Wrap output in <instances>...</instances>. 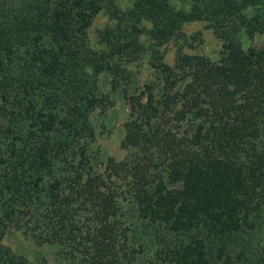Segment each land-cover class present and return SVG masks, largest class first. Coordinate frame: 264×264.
I'll return each instance as SVG.
<instances>
[{
	"label": "trees",
	"instance_id": "trees-1",
	"mask_svg": "<svg viewBox=\"0 0 264 264\" xmlns=\"http://www.w3.org/2000/svg\"><path fill=\"white\" fill-rule=\"evenodd\" d=\"M184 1L123 13L113 0H0V264H42L8 232L53 244L63 264H264V43L239 36L264 38V0ZM104 8L112 22L93 47ZM140 17L159 42L205 20L218 56L151 59L158 86L129 93ZM102 74L126 83L130 105L125 154L104 171L91 151Z\"/></svg>",
	"mask_w": 264,
	"mask_h": 264
},
{
	"label": "rangeland",
	"instance_id": "rangeland-1",
	"mask_svg": "<svg viewBox=\"0 0 264 264\" xmlns=\"http://www.w3.org/2000/svg\"><path fill=\"white\" fill-rule=\"evenodd\" d=\"M113 1L123 13L131 11L134 7V0ZM190 5V2L184 0H168V6L173 13L179 8L188 9ZM239 8V10L233 9L235 12L231 13L230 17L240 11L248 14L254 11V8L251 6ZM230 17L226 16L225 20L230 19ZM134 19L136 18H132V20ZM139 20L143 31L141 40L144 45L142 46L143 49L141 50L140 57L128 63L130 77L128 84L129 93L139 92L146 84L153 85V87L158 86L160 75L152 66L151 59H162L173 65L179 52L201 53L211 58L218 56L222 43L221 37L215 32L213 27L207 26V21L205 20L194 19L183 21L181 26L163 42L155 40V37L150 33V24L145 18L140 17ZM231 21H227L223 25H227L229 22V25H232L233 22ZM111 22L112 18L106 8L95 16L89 29L90 42L93 47L101 45L99 42V31ZM239 36L244 46L249 43L255 45L264 43L262 35L255 33L250 38L245 29L239 31ZM98 82L100 89L108 94V102L104 108L97 107L91 114L96 131L91 151L95 168L104 171L111 160L117 161L125 154V150L121 145V139L124 134L123 123L130 111V105L124 93L123 86L126 84L125 82L112 89L106 74L100 75ZM8 235V240L10 241L8 243L16 251L28 256L31 261L39 258L42 260V264H63L60 259L55 257L56 247L53 244H37L27 238L21 240L11 232H8Z\"/></svg>",
	"mask_w": 264,
	"mask_h": 264
}]
</instances>
